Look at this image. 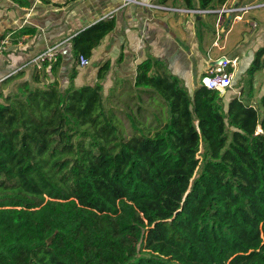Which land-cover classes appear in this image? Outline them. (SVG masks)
<instances>
[{
  "label": "trees",
  "instance_id": "trees-1",
  "mask_svg": "<svg viewBox=\"0 0 264 264\" xmlns=\"http://www.w3.org/2000/svg\"><path fill=\"white\" fill-rule=\"evenodd\" d=\"M115 27L72 35L67 85L62 54L0 76V264H264V46L224 93L190 92L151 54L107 91L109 59L76 84L80 56ZM8 33L18 46L39 31Z\"/></svg>",
  "mask_w": 264,
  "mask_h": 264
},
{
  "label": "crops",
  "instance_id": "crops-1",
  "mask_svg": "<svg viewBox=\"0 0 264 264\" xmlns=\"http://www.w3.org/2000/svg\"><path fill=\"white\" fill-rule=\"evenodd\" d=\"M244 4V0H227L223 5ZM197 9L187 7L183 0H34L30 7L3 6L0 34L25 24L37 27L39 33L25 35L22 44L13 45L0 56V76H8L46 45L61 42L58 51L65 59L61 83L67 85V73L73 62L72 35L103 18L114 17L116 27L93 50L90 64L79 67L76 84L96 81L98 66L110 59L111 70L105 81L107 91L117 77L134 80L137 64L150 54L164 60L170 72L185 80L190 92L223 56L237 58L236 68H233L234 78H237L243 54H247L249 61L254 52L264 46V7L244 13L240 20H233L235 15L231 12L217 13L210 32L203 16L206 13L192 11ZM248 17H251L250 25L245 26L243 19ZM214 27L215 33L212 32ZM224 30L227 31L225 36L215 45L217 36L221 37ZM120 56L122 60L118 61ZM255 79L256 90L264 91V68L255 73Z\"/></svg>",
  "mask_w": 264,
  "mask_h": 264
},
{
  "label": "built area",
  "instance_id": "built-area-1",
  "mask_svg": "<svg viewBox=\"0 0 264 264\" xmlns=\"http://www.w3.org/2000/svg\"><path fill=\"white\" fill-rule=\"evenodd\" d=\"M264 7V1L252 2L244 5H235L226 7L223 5L220 9H197L192 10L199 13L214 12L222 15L225 12L235 13V20H240L242 15L251 10H256L258 8ZM220 20V19H219ZM12 33L7 34L4 38L0 40V54L7 49V47L12 44ZM218 39H220V34L217 36L215 45H218ZM19 44H22L19 41ZM59 57L58 45H48L41 52L36 54L30 61L37 65L38 68L42 67L45 61H56ZM90 64V59L84 55L80 56V65L86 67ZM237 58L223 56L218 59L216 64L212 65L207 74L202 76L201 83L210 89H217L221 92H226L228 88H231L234 71L236 68Z\"/></svg>",
  "mask_w": 264,
  "mask_h": 264
},
{
  "label": "rangeland",
  "instance_id": "rangeland-1",
  "mask_svg": "<svg viewBox=\"0 0 264 264\" xmlns=\"http://www.w3.org/2000/svg\"><path fill=\"white\" fill-rule=\"evenodd\" d=\"M32 1H34V0H32ZM255 1H259V0H244V2H246V4H247V2H250V3H252V2H255ZM260 1H264V0H260ZM240 2H243V0H240ZM11 4H13V2H11L10 0H0V8H2L3 6H7V5H11ZM259 9V8H258ZM251 11H254V10H251ZM233 15H235L234 13H233ZM203 16H205V19L208 21V23L212 26L214 23H213V19H214V17L216 16V15H211V17L208 15V14H204ZM250 19H251V17H248V18H246V19H243V21L244 20H246L245 22H244V24H245V26H249L250 25ZM233 20H235L234 18H233ZM252 21V20H251ZM226 32L227 31H223V33H221V37H220V39L222 38V37H224L225 36V34H226ZM9 34V33H8ZM11 37H12V34H11ZM21 40H23V38L22 39H20V41ZM12 44H10L8 47H7V49L8 50H10L12 47H13V45L11 46ZM57 45H59V47H61V45H62V43L60 42V43H57ZM48 45H46L45 47H44V49L47 47ZM223 47V46H222ZM6 49V50H7ZM227 54H229V52H226ZM247 54H243V56H242V59H241V62H240V68H239V71H238V77H237V79H239V77L243 74V71L245 72L246 71V69L250 66V64H251V62H252V60H253V58H254V54L251 56V59L248 61L247 60ZM110 60V59H109ZM111 62V61H110ZM25 63V62H24ZM23 63V64H24ZM242 69H244V70H242ZM111 70V68L109 69V71ZM108 71V72H109ZM108 74V73H107ZM106 78H107V75H106ZM106 78L104 79V80H106ZM184 82H185V80H184ZM157 99L158 100H161L160 99V97L159 96H157Z\"/></svg>",
  "mask_w": 264,
  "mask_h": 264
},
{
  "label": "water",
  "instance_id": "water-1",
  "mask_svg": "<svg viewBox=\"0 0 264 264\" xmlns=\"http://www.w3.org/2000/svg\"><path fill=\"white\" fill-rule=\"evenodd\" d=\"M263 116H264V114H263ZM51 238H52V236L49 238V240H51Z\"/></svg>",
  "mask_w": 264,
  "mask_h": 264
}]
</instances>
